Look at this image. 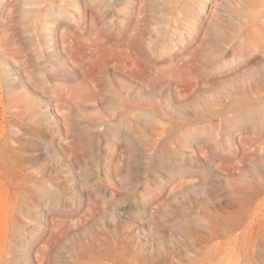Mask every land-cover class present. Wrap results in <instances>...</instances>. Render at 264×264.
Here are the masks:
<instances>
[{"label":"rangeland","instance_id":"1","mask_svg":"<svg viewBox=\"0 0 264 264\" xmlns=\"http://www.w3.org/2000/svg\"><path fill=\"white\" fill-rule=\"evenodd\" d=\"M66 1L0 0V264H264V0Z\"/></svg>","mask_w":264,"mask_h":264},{"label":"bare ground","instance_id":"2","mask_svg":"<svg viewBox=\"0 0 264 264\" xmlns=\"http://www.w3.org/2000/svg\"><path fill=\"white\" fill-rule=\"evenodd\" d=\"M51 2H50V5H49V12H50V15H51V18H52V21H53V23L55 24L56 22H66V23H68V24H70V23H72L74 20H77V19H81L80 18V16H77V17H75V16H73L72 14H70V13H66L67 12V10H69V9H71V6H72V4L73 3H71V2H67L66 0H50ZM64 12V13H63ZM62 13V14H61ZM61 14V15H60ZM58 15H60V16H58ZM50 38V37H49ZM215 38V37H214ZM52 43V42H51ZM209 45H210V43H209ZM40 47V46H39ZM207 47V49H208V45L206 46ZM68 48V47H67ZM66 48V49H67ZM211 49V48H210ZM213 51H215V50H213ZM212 51V52H213ZM216 52V51H215ZM211 57L212 58H214V61H216V58H217V54H214L213 53V55H211ZM48 59V58H47ZM125 102V101H124ZM241 103V102H240ZM243 103V102H242ZM245 104H243L242 106H244ZM246 106V105H245ZM234 108H237V105H235V104H233V106H232V109H234ZM116 112V111H115ZM123 113V112H122ZM136 113V112H135ZM253 116H254V114H253V111H249L248 109H245V111H242L241 113H240V116H238L236 119H234L233 121H235V122H238V121H240L241 122V120H244V123L245 124H247L252 118H253ZM113 118V117H112ZM110 124V123H109ZM37 125V124H36ZM244 128V127H243ZM109 130V129H108ZM240 130V129H239ZM242 130V129H241ZM39 136V135H38ZM109 137V136H108ZM206 137V136H205ZM219 137V136H218ZM201 138V137H200ZM115 139H116V137H115ZM59 140H61V139H59ZM117 140H119V139H117ZM121 140V139H120ZM199 141V140H198ZM142 142V141H141ZM172 142V141H171ZM4 143V142H3ZM66 143V142H65ZM70 144V143H69ZM120 144H121V142H120ZM244 144V143H243ZM13 145V144H12ZM15 145V144H14ZM52 145V144H51ZM45 146V145H44ZM134 146V145H133ZM65 147V146H64ZM20 149V148H19ZM129 149V148H128ZM134 149V148H133ZM148 149V148H147ZM71 150V149H70ZM16 151H18V150H16ZM10 152V151H9ZM13 152H15V150L13 151ZM19 152V151H18ZM67 152V151H66ZM136 153V152H135ZM151 153V152H150ZM14 154V153H13ZM19 155L21 156V154L19 153ZM16 156V155H15ZM14 156V157H15ZM138 156V155H137ZM182 156V155H181ZM22 157V156H21ZM70 157V156H69ZM133 157V156H132ZM17 158H19V156L17 157ZM134 158V157H133ZM151 158V157H150ZM23 159H25V158H23ZM137 159V158H136ZM139 159V158H138ZM5 160V159H4ZM72 160V159H71ZM131 161V160H130ZM146 161V160H145ZM177 161V160H176ZM14 164H15V162H13ZM22 163V162H21ZM133 163V162H132ZM177 163V162H176ZM10 165V164H9ZM2 166V165H1ZM131 166V165H130ZM197 167V166H196ZM88 168V167H87ZM188 168V167H187ZM4 169V168H3ZM15 169V168H14ZM133 169V168H132ZM198 169V168H197ZM196 169V170H197ZM22 170V169H21ZM131 170V169H130ZM137 170V169H136ZM5 171V170H4ZM51 173V172H50ZM53 173V172H52ZM173 173V172H172ZM6 174V173H5ZM93 174V173H92ZM91 174V175H92ZM135 174V173H134ZM131 175V174H130ZM90 176V175H89ZM94 176V175H93ZM128 176V175H127ZM135 176V175H134ZM88 177V176H87ZM11 178V177H10ZM50 178V177H49ZM96 178V177H95ZM129 178H130V176H129ZM58 179V178H57ZM89 179V178H88ZM94 179V178H93ZM13 182V181H12ZM11 182V183H12ZM18 182V181H17ZM26 182V181H25ZM41 183V182H40ZM91 183V182H90ZM12 185V184H11ZM20 185V184H19ZM25 185H26V183H25ZM31 185V184H30ZM54 185H56V184H54ZM27 186V185H26ZM17 188V187H16ZM22 188V187H21ZM32 188V187H31ZM30 189V188H29ZM31 190V189H30ZM32 191H33V189H32ZM34 192V191H33ZM22 196V195H21ZM19 201V200H18ZM31 202V201H30ZM15 210V209H14ZM27 215V214H26ZM192 224V223H191ZM201 226V225H200ZM192 227V226H191ZM190 227V229H192ZM186 228V227H185ZM194 228H195V226H194ZM192 232V231H191ZM193 232H194V230H193ZM199 236V235H198Z\"/></svg>","mask_w":264,"mask_h":264}]
</instances>
